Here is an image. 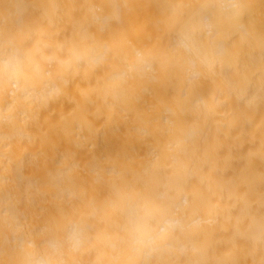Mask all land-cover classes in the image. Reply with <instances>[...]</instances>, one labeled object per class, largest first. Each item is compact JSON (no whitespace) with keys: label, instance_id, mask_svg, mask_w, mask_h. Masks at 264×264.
<instances>
[{"label":"clouds","instance_id":"1","mask_svg":"<svg viewBox=\"0 0 264 264\" xmlns=\"http://www.w3.org/2000/svg\"><path fill=\"white\" fill-rule=\"evenodd\" d=\"M0 264H264V0H0Z\"/></svg>","mask_w":264,"mask_h":264}]
</instances>
